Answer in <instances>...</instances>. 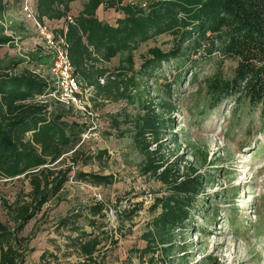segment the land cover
<instances>
[{"label":"trees","instance_id":"1","mask_svg":"<svg viewBox=\"0 0 264 264\" xmlns=\"http://www.w3.org/2000/svg\"><path fill=\"white\" fill-rule=\"evenodd\" d=\"M10 1L0 0V48L12 45L16 36L4 25ZM13 2L20 5L21 0ZM33 5L39 21L57 23L51 31L65 41L73 76L81 89L90 88L94 109L122 103L106 115L108 127L130 139L141 156L139 174L161 185L148 206L152 219L140 235L143 245L129 250L139 264H174L169 258L174 232L187 230L191 214L208 211L205 189L214 174L171 158L165 143L170 135L177 143V133L170 129L175 109L171 85L154 100L147 92L148 80L163 63H176L180 81L185 64L195 78L198 66L213 62L202 80L208 107L227 101L232 109L247 105L259 109L264 123V0H34ZM100 12L117 16L110 23ZM159 36H168V48L141 50ZM50 64L51 52L42 44L25 57H0V179L28 183L27 192L5 204L9 222L0 221V264H26L34 253L30 242L36 231L25 235L24 228L46 215L49 202L61 199L74 166L106 153L84 156L82 135L90 124L73 106L49 96L55 90ZM74 173L93 186L112 182L111 174ZM107 209L103 201L91 200L59 216L52 233L63 242L54 244V250L44 249L38 263L61 264L74 257L63 264H107V245L118 242L105 229ZM138 209L131 205L114 212L124 224ZM186 249V244L177 249L185 255L181 260L188 256Z\"/></svg>","mask_w":264,"mask_h":264},{"label":"rangeland","instance_id":"2","mask_svg":"<svg viewBox=\"0 0 264 264\" xmlns=\"http://www.w3.org/2000/svg\"><path fill=\"white\" fill-rule=\"evenodd\" d=\"M99 15L110 23L117 16L113 12H100ZM4 25L8 33L15 32L16 36L12 45L0 48V57L4 54L25 57L38 44L44 45L37 28L24 18L20 5L13 0L7 4ZM46 25L51 29L57 23L47 22ZM153 45L168 48V36H159L147 42L141 50ZM115 63L116 59L111 65ZM189 66V63L183 66L181 71L185 72L184 76L177 81L175 76L179 69L176 63H163L147 83V92L154 100H157L158 94H165L164 88L171 85V100L175 109L171 114L174 122L170 129L177 133L175 145L172 143L173 135L165 139L171 158L183 160L182 165L195 164L201 173L214 174L205 189L209 200L208 211L191 214L187 230L174 232L169 258L174 264L213 261L218 264H264V123L259 109L247 105L232 109L228 101L210 109L202 80L212 72L213 62L198 66L195 78H192L194 70ZM84 95L83 105L88 106L92 114L79 115L92 128L82 135V152L84 156L95 154L98 150H105L106 153L74 166L58 195L61 199L49 202L46 215H38L24 228L25 235L31 234L34 229L36 231L30 242L34 253L26 264H39L38 255L44 249L54 250V244L63 242L52 233L59 216L91 200L105 203L108 208L105 229L118 238L115 245L106 242L109 243L107 264H139L129 249L143 245L140 235L148 229L152 219L148 206L153 197L160 194L156 192L161 185L139 174L141 156L130 139L118 137L108 127L106 115L117 111L122 103H108L94 109L90 100L92 92H84ZM76 170L111 174L112 182L93 186L77 180L74 175ZM27 191L25 180L0 179V221L9 222L5 204H11L18 195ZM131 205L139 208L138 211L131 220L120 224L114 211ZM185 244L188 256L186 260H181V256L185 255L177 249ZM67 261L74 262V257ZM67 261H61V264Z\"/></svg>","mask_w":264,"mask_h":264},{"label":"built area","instance_id":"3","mask_svg":"<svg viewBox=\"0 0 264 264\" xmlns=\"http://www.w3.org/2000/svg\"><path fill=\"white\" fill-rule=\"evenodd\" d=\"M8 1V0H4ZM34 0H21L20 11L26 20L31 21L37 28L45 47L51 52V64L49 72L53 80L55 90L49 94L55 100L65 105L73 106L82 114H92L88 106L83 105L84 92H91L90 88L81 89L72 73L69 63L66 43L63 38H55L46 22L39 21L33 5ZM70 19V17H68ZM92 126L89 127V129Z\"/></svg>","mask_w":264,"mask_h":264}]
</instances>
